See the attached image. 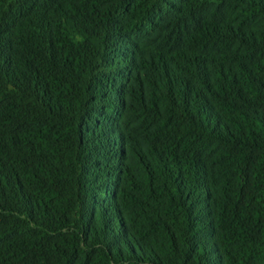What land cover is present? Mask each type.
I'll return each instance as SVG.
<instances>
[{
  "label": "trees",
  "instance_id": "16d2710c",
  "mask_svg": "<svg viewBox=\"0 0 264 264\" xmlns=\"http://www.w3.org/2000/svg\"><path fill=\"white\" fill-rule=\"evenodd\" d=\"M0 264H264V0H0Z\"/></svg>",
  "mask_w": 264,
  "mask_h": 264
}]
</instances>
